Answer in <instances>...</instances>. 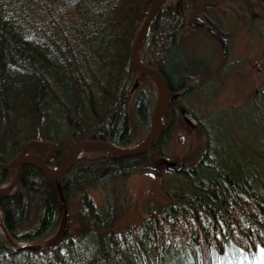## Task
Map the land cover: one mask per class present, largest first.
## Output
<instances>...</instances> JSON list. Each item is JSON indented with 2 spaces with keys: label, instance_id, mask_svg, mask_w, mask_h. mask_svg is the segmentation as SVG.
I'll use <instances>...</instances> for the list:
<instances>
[{
  "label": "trees",
  "instance_id": "trees-1",
  "mask_svg": "<svg viewBox=\"0 0 264 264\" xmlns=\"http://www.w3.org/2000/svg\"><path fill=\"white\" fill-rule=\"evenodd\" d=\"M153 1L0 0V163L26 149L46 156L53 144L47 164L55 168L75 142L131 148L146 137L157 92L133 67L130 49ZM220 1L168 0L149 26L140 60L163 76L174 96L168 100L172 123L150 150L130 158L89 150L88 160L75 161L59 181L35 166L21 167L16 189L0 195V264H215L230 250L264 251V90L244 86L241 104L207 121L185 102L203 90L211 63L188 49L187 37L216 44L206 25L224 42L236 35L221 30ZM226 1L243 4L241 16H258L262 25L249 24L264 40V0ZM219 48L227 57L229 45ZM183 114L198 122L193 128L205 136L203 146L181 171L165 166V205L119 227L130 201L117 184L136 171L160 170L144 168L146 162L169 164L170 134L177 124L190 125ZM12 172L0 170V187ZM98 187L105 191L102 205L88 193ZM60 222L59 235L44 243ZM36 244L41 247L30 248Z\"/></svg>",
  "mask_w": 264,
  "mask_h": 264
},
{
  "label": "rangeland",
  "instance_id": "rangeland-1",
  "mask_svg": "<svg viewBox=\"0 0 264 264\" xmlns=\"http://www.w3.org/2000/svg\"><path fill=\"white\" fill-rule=\"evenodd\" d=\"M243 4L238 2H229L221 0L217 6V17L221 24L223 32L233 31L236 35L225 42L229 45L227 57L219 48L220 44H216L207 37H201V40L194 39L191 34L185 40L186 46L192 50L195 55L204 60H209L210 67L203 80V90L196 91L195 95L190 98H185L187 106L192 107L195 114L200 120H208L207 117L218 114V112L228 109L231 106H237L242 103L244 94L240 90L244 87L249 90H264V40H259L257 35L252 34L251 25L253 23H262L256 19L258 16L252 18L241 16V7ZM252 14L257 13L256 7L251 8ZM216 13V12H215ZM258 14V13H257ZM258 21V22H257ZM193 38V39H192ZM189 40V41H188ZM224 41V40H223ZM196 45V47H195ZM215 77V78H214ZM219 95L217 96V94ZM252 93H250L251 95ZM240 97V98H239ZM216 104V107H212ZM245 116L241 115L236 118V127L239 126V120ZM162 121H166L164 112ZM248 122V121H247ZM191 124H177L170 134L168 140L169 146V164H183V162L191 164L196 158L199 147H202L205 142V136L200 131H196ZM246 131L253 138H259V134L254 131V127L248 124ZM144 133L137 132L136 140L140 141ZM172 137V138H171ZM41 151V150H40ZM89 151V150H87ZM86 150L79 154L83 160H88L93 153H88ZM44 150L41 153H46ZM26 154V153H25ZM144 168H152L156 170V165L160 170L157 171H139L131 174L123 183H118V186L125 188L130 201V208L119 215L116 224L125 228L132 223L140 222L146 215L149 208L156 209L160 205H165L166 199L161 197V185L164 180L165 164H157L155 162H146L143 164ZM7 182L0 187L3 195L12 194L16 189L14 186L10 191L6 188L12 185L15 178V173H11ZM166 179V177H165ZM89 195L93 198L96 205H102L105 198V191L98 187L90 189ZM108 193V192H107ZM106 193V194H107ZM63 223L60 222L56 233L47 238L45 242H52L62 231ZM0 235L3 234V229L0 227ZM39 244V243H37ZM36 244V245H37ZM20 246L30 245L25 242H19ZM35 246V245H34ZM229 257L219 258L216 260L217 264H264V251L256 252L253 255L245 254L239 250H230ZM245 254V255H244ZM215 263V264H216Z\"/></svg>",
  "mask_w": 264,
  "mask_h": 264
},
{
  "label": "water",
  "instance_id": "water-1",
  "mask_svg": "<svg viewBox=\"0 0 264 264\" xmlns=\"http://www.w3.org/2000/svg\"><path fill=\"white\" fill-rule=\"evenodd\" d=\"M168 0H154L143 23L141 24L130 49V58L133 67L141 76H145L150 79L156 87V103L151 115L150 128L146 137L137 145L131 148H118L105 141H93V140H82L75 142L69 146L66 155L61 160L60 164L55 168H50L47 164L48 159L54 152V145L49 143H39L42 145L49 144L51 146V151L48 155L44 156L41 154L28 153V150H24L19 156H17L11 163L2 164L0 163V170L13 171L15 173L14 181L10 187L6 190L10 191L18 183L20 176L21 167L23 165H32L37 167L42 171L47 179L59 181L73 166L74 162L81 159L79 154L82 151L87 150H99L106 152L109 156L120 157V158H130L137 157L145 154L150 150L161 135L166 132L172 123V113L169 110L168 100L172 99L174 96L169 98V92L167 89L166 82L163 76L154 68H151L143 64L140 60V47L142 41L148 32L149 26L152 20L155 18L161 7ZM264 15V12H263ZM205 29L220 43L221 47H224L225 42L220 38L209 26H205ZM163 112L166 114V121H162ZM187 122L192 126H198V122L193 119L188 114L184 115ZM26 153V154H25ZM183 169V164H167L166 170L169 172H179ZM59 193L60 192V188ZM0 195L3 193L0 191ZM63 220L66 218V208L63 206ZM40 245L31 246L30 248H39Z\"/></svg>",
  "mask_w": 264,
  "mask_h": 264
},
{
  "label": "flooded vegetation",
  "instance_id": "flooded-vegetation-1",
  "mask_svg": "<svg viewBox=\"0 0 264 264\" xmlns=\"http://www.w3.org/2000/svg\"><path fill=\"white\" fill-rule=\"evenodd\" d=\"M205 27V26H204ZM225 47V46H224ZM224 47H222V48H224ZM185 114H183V116H184ZM197 127V126H196Z\"/></svg>",
  "mask_w": 264,
  "mask_h": 264
}]
</instances>
